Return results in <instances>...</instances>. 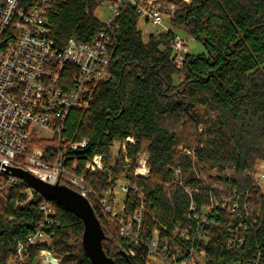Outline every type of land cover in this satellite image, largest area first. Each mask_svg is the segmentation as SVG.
I'll use <instances>...</instances> for the list:
<instances>
[{
  "label": "trees",
  "instance_id": "trees-1",
  "mask_svg": "<svg viewBox=\"0 0 264 264\" xmlns=\"http://www.w3.org/2000/svg\"><path fill=\"white\" fill-rule=\"evenodd\" d=\"M108 1L55 3L48 15L50 37L60 47L70 38L92 42L105 27L96 12ZM189 1L170 18L169 33L150 34L147 42L136 10L123 5L109 32L113 39L109 79L92 84L94 100L88 109L70 112L64 147L58 151L57 141L31 146L44 149L50 158L64 156L69 144L87 141L85 149L66 154L78 159L75 173L85 176L101 198L117 186L122 174L143 189L147 208L140 238L148 241L159 229L160 251L167 257L182 260L195 248L205 252L206 264H264V195L253 176L257 164L264 162V0ZM174 29L200 40L208 56L188 52L183 66L177 67L171 44ZM128 137L135 139L129 153L134 164L139 152L149 153L148 178L135 176L133 168L122 166L120 157L113 158L111 148ZM94 155L112 165L109 173L83 169ZM176 169L181 170L182 183L195 189L192 197L176 183ZM0 186V264H8L18 244L42 224L52 243L35 248L33 261L48 249L59 264H93L83 249L80 218L36 192L29 199L30 188L22 180L11 185L0 177ZM237 196L241 202L248 198L252 213L247 215L241 206L239 219L227 211H212L214 223L203 228L209 237L206 243L195 239L187 244L172 235L182 223L195 237L198 224L186 219L192 201L201 213L215 200ZM112 199L113 195L111 203ZM43 203L49 208L47 217ZM90 203L106 235V254L117 264H150L147 248L121 237L118 224L104 215L95 199ZM137 204L136 196H130L123 215ZM239 222L246 226L245 241L229 247V226ZM177 246L180 253L175 252ZM131 250L134 256L128 255Z\"/></svg>",
  "mask_w": 264,
  "mask_h": 264
},
{
  "label": "built area",
  "instance_id": "built-area-1",
  "mask_svg": "<svg viewBox=\"0 0 264 264\" xmlns=\"http://www.w3.org/2000/svg\"><path fill=\"white\" fill-rule=\"evenodd\" d=\"M64 1L0 0V177L6 178L11 185H17L21 179L8 173L7 168L18 167L50 184L66 185L89 201L90 198L95 199L104 215L118 224L120 236L143 244L151 260L155 259L162 264H206L205 252H198L195 248H191L189 256L182 260H177L175 256L167 257L160 251L159 229H154L148 241L140 238L139 231L147 208L146 195L143 189L133 186L126 175L122 174L117 186L109 189L106 196L101 198L85 176L75 173L79 166L78 159L74 156L67 158L66 154L69 150L85 149L87 141L69 144L65 147L64 156L50 158L44 149L31 146L36 141H57L58 151L64 147V132L70 112L74 109H88L94 100L92 84L109 79L110 48L113 44L109 32L123 5L134 8L139 17L153 27L154 35L171 31L165 22L170 21L177 9L176 4L169 0H109L107 5L110 15L104 22L105 27L92 42L70 38L60 47L50 37L51 23L48 15L55 3ZM171 44L175 53L174 64L182 67L188 45L177 34ZM134 145L133 137L115 143L111 148L113 158L120 157L122 166L133 168L135 176L148 178L151 174L149 153L147 150L139 152L134 164L129 154ZM111 166L101 155H94L86 161L83 169L91 173H109ZM174 172L176 183L183 186L192 197L195 189L182 183L180 169ZM258 179L255 181L260 186ZM117 188L119 194L116 193ZM33 192L30 189L29 194L32 196ZM234 193L237 194V191ZM111 195L112 203L109 201ZM134 195L138 203L136 208L132 213L123 215L127 200ZM241 206L247 215L252 213L248 198L241 202L240 196L235 199L223 197L221 202L215 200L213 207L201 213L197 212L192 201L186 219L198 224L195 237L190 227L182 223L174 227L172 235L187 244L195 242V239L206 243L209 237L203 228L214 223L211 212L220 209L242 219ZM42 210L47 217V203L42 204ZM228 231L229 247L243 244L246 231L243 223L239 222L236 227L230 225ZM51 243L52 237L42 224L25 243L18 244L8 264H51L53 259L59 263L48 249L41 251L38 262L31 258L35 248L48 247ZM164 250H167L166 246ZM175 252L180 253L181 248L175 247ZM128 255L134 256V252L131 250Z\"/></svg>",
  "mask_w": 264,
  "mask_h": 264
},
{
  "label": "water",
  "instance_id": "water-1",
  "mask_svg": "<svg viewBox=\"0 0 264 264\" xmlns=\"http://www.w3.org/2000/svg\"><path fill=\"white\" fill-rule=\"evenodd\" d=\"M7 172L21 179L46 201L56 202L83 221V249L93 264H117L103 248L106 235L89 199L66 185L45 182L22 168L8 167ZM51 264L59 263L53 259Z\"/></svg>",
  "mask_w": 264,
  "mask_h": 264
},
{
  "label": "rangeland",
  "instance_id": "rangeland-1",
  "mask_svg": "<svg viewBox=\"0 0 264 264\" xmlns=\"http://www.w3.org/2000/svg\"><path fill=\"white\" fill-rule=\"evenodd\" d=\"M176 4V7H178L182 3H189V0H169ZM110 15V10L108 8L107 3H104L102 6H100L96 12V17L101 21L105 22L107 21V18ZM165 26L172 29V26L170 24V21L167 20L165 22ZM139 29L143 33V37L145 41L147 42L149 39V35L153 33L154 29L149 24H146L143 19L139 20ZM175 33L185 41V43L188 45V52L192 55H205L208 56V51L205 47V45L198 39H195L191 34H189L184 29H174ZM178 80H180V77H178ZM202 130V129H201ZM200 130V131H201ZM145 150V149H144ZM115 151V149H113ZM146 151V150H145ZM254 179H258L260 181V190L264 195V162H259L256 166L255 173H253ZM257 181V182H259ZM116 193L119 194V188L116 189ZM33 195V194H32ZM31 195H29V199H31ZM121 197V195H120ZM150 264H162L161 262H158L155 259H152L150 261Z\"/></svg>",
  "mask_w": 264,
  "mask_h": 264
}]
</instances>
